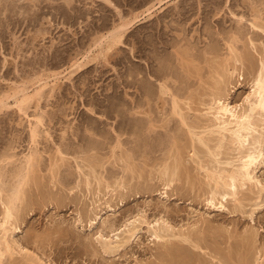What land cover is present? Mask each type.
<instances>
[{"label": "rangeland", "instance_id": "1", "mask_svg": "<svg viewBox=\"0 0 264 264\" xmlns=\"http://www.w3.org/2000/svg\"><path fill=\"white\" fill-rule=\"evenodd\" d=\"M66 1L0 0V96L15 87L32 95L39 86L36 79L60 74L53 91L46 88L23 107L24 113L12 99L0 110V225L2 202L17 184L24 156L33 152L37 159L34 179L15 205L17 228L10 233L23 253L5 255L1 264H168L161 261L163 248L152 243L145 225L117 253L101 251L99 231L106 234L137 216L146 223L163 220L177 230H190L198 241L201 250L175 241L180 252L171 264H254L257 256H263L264 264V194L257 200L244 193L240 206L228 203L222 210L207 205L209 188L196 163L209 157L198 144L193 156L187 128L169 112L170 95L158 90L166 81L187 124L203 114L217 81L225 84L220 87L229 103L240 105L264 56V0H163L160 5L157 0ZM151 4L150 18L145 14L134 22L122 45L71 72L120 18L132 19ZM229 44L251 54L254 64H245L244 75L229 74ZM90 50L96 55L100 48ZM37 117L42 126L32 145L29 127ZM177 153L186 172L172 177ZM88 161L101 166L95 165L96 175ZM52 165L59 169L53 172ZM164 167L169 168L165 175ZM91 175L101 176L100 183ZM257 178L264 187V163Z\"/></svg>", "mask_w": 264, "mask_h": 264}, {"label": "bare ground", "instance_id": "2", "mask_svg": "<svg viewBox=\"0 0 264 264\" xmlns=\"http://www.w3.org/2000/svg\"><path fill=\"white\" fill-rule=\"evenodd\" d=\"M102 1H104L107 4H111V2L108 0H102ZM66 2H67V4H70V0H67ZM162 2H163V0H157L156 1V3L158 5H160ZM154 8H155V4H151L142 13H139L137 15L135 14V16H133L132 19L130 18L129 20H124L125 18L121 19L119 16V18H120L119 21L121 20L120 24L113 26L110 31L108 30V32H106L107 34H103L99 39L95 40L94 44L90 47V49L91 48L93 49V47H99L100 48L99 52L96 55H92V54L90 55L91 50L88 47L89 50L87 49L88 51H85L86 54L82 56L83 60L81 62H79V61H77L75 63L73 62L74 64L70 68L74 67L75 69L73 68L71 72L76 71V70H78V71L83 70L86 66H88L92 61L96 60L99 56L106 55L107 53L111 52L118 45H120V44L122 45L123 37L127 33L128 29L134 25V22H136L140 17L145 16V14L147 15V17L150 18V16H151L150 12L153 11L152 9H154ZM122 18H123V16H122ZM263 28H261V29H263ZM228 46H229L228 47V53L230 55V58L229 57L228 58L230 61H232L231 63H233V64H231V65H233L232 72L229 74L233 75L234 73L238 72L240 75V72H242L244 66H246V65H247V67L250 66V64H251L250 55L251 54L249 53V51H246L245 53H239L235 49L232 48V45L229 44ZM244 51H245V49H244ZM207 56H209V55H207ZM257 56H259V55H257ZM184 57H186V56H184ZM184 57L182 58V60H185ZM187 58H188V55H187ZM253 58H255V57H253ZM260 59H261L259 61V63H260L259 67L260 68H258L259 69L258 72H256L254 74V76H252L253 78H252V81L250 83L251 84L250 91L247 94V96L243 99L242 103H239L240 105H237V104L231 105L229 103L228 98L224 97L223 92H222L225 89L220 87V86L225 87L224 86L225 84L220 85V83L217 81L218 83L215 82L216 83L215 87L213 86L215 88V94L214 95L212 93L210 94L211 100H209L210 102L208 104L206 103L207 107H206L205 111L203 112V114L199 115V117L198 116H195V118L193 117L196 122H193L191 124H187L188 119L185 118V115L183 114V109L179 105L180 101L177 99V96L172 95L174 93H172V94L169 93L171 91H170V88L167 86L166 81L163 80L164 82L162 81V83H160L158 85L159 86L158 90H159L160 95H162V96H166V95L169 96L170 95V98H171V101H170L171 103L169 106V107H171V109L169 111L170 114L179 118L180 123L184 127L187 128V133L189 135V138L191 139V143L193 144V145H191L192 146L191 148H193V150H192L193 156H196V153L194 151V145L195 144L202 146L206 150V153H207V156L209 157V159L207 161H202L200 159V161H198V163H196V165H197L198 170L202 171L203 179L206 181L207 186L209 188V192L207 193L208 197L206 200L207 205H209L211 208H213L215 210L225 209V206L228 203H232V204L234 203L233 205L240 206L241 201H242L241 196L244 193H246V195H247V193L250 195H254L257 200H259L261 198L262 194H264V187L262 186V184L260 183V181L257 178V171L260 169V167L264 163V56ZM187 62L188 61L186 60V63ZM180 63L184 64V66H188L186 63H182V62H180ZM253 64H254V61L251 65H253ZM255 64H256V62H255ZM184 66H183V68H184ZM220 66H221V64H220ZM220 66H218V67H220ZM250 67H252V66H250ZM186 68H189V66ZM224 69H225V67H224ZM44 73H46V72H44ZM242 74H243V72H242ZM69 75H71V74H69ZM59 76H60L59 73L58 74H52L51 76H47L46 78L44 77L45 79H43V78L39 77V75H38V77L40 79L39 78L36 79V83H38L39 86L35 90H33L32 95L28 94L27 88L26 89L23 87L21 89L20 88L16 89V87L13 88V89H15L13 93L11 92V94H9V95L5 94V95H3V97L0 96L1 97L0 98V110L9 107V105H7L6 102L9 99H12L13 103L15 104L16 108H18L19 112H23V107H25L32 99L40 97V94H42L46 88L48 89V87H49L50 91L51 90L53 91L54 86L60 80V78H58ZM217 76H219V75H217ZM34 78H36V77L34 76ZM48 80H50L51 84H49ZM179 81H180V79H179ZM31 83H33V82H31ZM179 84H180V82H179ZM221 84H223V83H221ZM22 86H24V85H22ZM20 87H21V85H20ZM142 88H143V86H142ZM163 100H165V99H163ZM12 106H13V104H12ZM185 106H189V105L185 104ZM40 117L39 118L37 117L38 119H36L35 124L32 127H29L30 128L29 129V140H30L32 145L36 144L37 138L39 137V132H38L39 127L38 126H42V119H40ZM203 120H204V122H203ZM197 131H199V132H197ZM117 142H119V141H117ZM117 148H118V144H117ZM32 151L33 150H31V152ZM32 153H30L28 156H24V159L21 162L22 168L20 167L21 170H19V175L17 174L18 175L17 176V182L15 181L17 184H16L15 188H13L12 190L9 189V190H11V193L9 192L11 195L9 197L7 196L8 198H6V201L4 200L5 202H2L3 214H2V218H1L2 223L0 225V264L2 263V259L4 258L5 255L9 256V258H10V256L14 255V252L16 253L17 250H19L18 252L23 253L21 248H19V244L15 243V241L10 238V235H11L10 233H12L17 228V227L15 228V226H14V222H16L15 219L17 220V218H16L17 216H15V213L17 214V212L15 210L16 209L15 205L20 200H22L21 197L24 196L23 195V189L26 185H28V183L31 180V177H32V179H34L33 178L34 176H32V175H33V172L35 170V167L37 166V164H36L37 159H36V155H33ZM58 154H61V153H59V151H58ZM179 155H178V153L176 154V156L174 155V160L171 164L172 166L171 167L169 166L170 167V175H172V177H177V175H178L177 173H181V172H179L180 170L183 172L186 169V167L184 168L183 161H181L182 159H180ZM37 157H38V155H37ZM61 159H64V158H62V157L60 158V161L63 162ZM121 159L123 162V157H121ZM90 160L92 161V159H90ZM128 160H129V158H128ZM91 161L90 162L88 161L89 164L87 163V165H89L88 167H89L90 173L95 174L96 171L94 168H96L95 165H97V164L94 163L95 160L93 162H91ZM56 163H58V162H56ZM38 164H39V161H38ZM56 165H58V164H56ZM52 167H53V165H52ZM52 167H51V169L54 170V167L53 168ZM56 167H55V169H56ZM98 167H101V166L99 165ZM125 167H127V166H125ZM126 169H128V168H126ZM130 169H131V172H133L132 167L129 168V170ZM168 169L169 168L164 169L165 170V171H163L164 175L167 173ZM57 170H54L53 172H56ZM79 170H80L79 172H81V168ZM139 170H142V169H139ZM95 175H93V176H95ZM86 177H87V175H86ZM83 178H82V180H83ZM91 178H90V180H91ZM97 178H96V176L93 177V179L96 180V182L99 184L100 179L98 178V180H97ZM34 181H36V180H34ZM84 182H85L86 187L90 186L87 179ZM118 182H116V183H118ZM170 182H172V180ZM119 183H121V185H124V184H122L123 182H119ZM119 183L115 187H117L119 185ZM101 184H103V183H101ZM169 184L170 183L165 184L164 188L169 187ZM106 185H107V183H106ZM107 186H109V184ZM118 187L122 189L123 186L119 185ZM109 188H111V187H109ZM115 190H116V188H115ZM3 191L4 190H2L1 192H3ZM24 199H25V197H24ZM97 219H98V216L95 217L94 219L93 218L91 220L89 219L90 221L88 220L90 223V227H92L93 222H95ZM143 220H144V218L142 219L141 216L140 217L137 216V217L131 218L130 220H127L124 224H122L118 228L109 229V231L106 234H102V231H99L97 233L96 242L98 243V246L101 248V251H103V253H105V254L112 255V253L114 254V252H116V251L118 252L120 249H123L124 247H126L127 245H129L130 243H132L136 240V238L139 234V231H141L142 225H145L147 227V233L150 234L149 236L152 239V243L156 244L158 246H161L163 248V253H162L163 256H161V257L164 260L161 258L162 262L163 261L164 262L169 261L168 264L169 263L171 264L172 262H170V258H175L177 253L179 254L180 251L177 249L178 247L176 246V248H174V246H175L174 242L175 241H181L182 243H189L193 246L192 248L200 249L198 246L199 244H197L198 241H196L197 242L196 243L194 240H192L193 234L189 232L190 230L189 231L181 230V229L177 230L163 220H157L153 223H146ZM172 246H173V248H172ZM242 249H243V247H242ZM259 254H261V253H259ZM25 256H26V253H25ZM262 257L258 258V256H257V258L254 261V264H261L260 260ZM176 259H178V258H176ZM241 260L242 259H240V261ZM27 261H26V263H27ZM244 261L243 262L241 261V263L246 262V261L245 262ZM175 262H173V263H175ZM30 264H32L31 261H30ZM186 264H187V261H186ZM245 264H247V263H245Z\"/></svg>", "mask_w": 264, "mask_h": 264}]
</instances>
